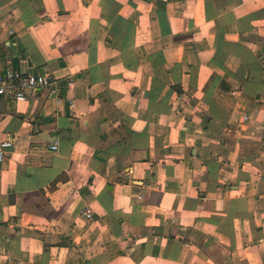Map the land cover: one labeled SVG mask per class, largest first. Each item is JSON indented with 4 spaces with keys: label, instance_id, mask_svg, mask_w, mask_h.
I'll use <instances>...</instances> for the list:
<instances>
[{
    "label": "crops",
    "instance_id": "obj_1",
    "mask_svg": "<svg viewBox=\"0 0 264 264\" xmlns=\"http://www.w3.org/2000/svg\"><path fill=\"white\" fill-rule=\"evenodd\" d=\"M6 67L0 264H264V0H0Z\"/></svg>",
    "mask_w": 264,
    "mask_h": 264
},
{
    "label": "built area",
    "instance_id": "obj_2",
    "mask_svg": "<svg viewBox=\"0 0 264 264\" xmlns=\"http://www.w3.org/2000/svg\"><path fill=\"white\" fill-rule=\"evenodd\" d=\"M55 80L47 74L25 73L12 67L0 68V96H8L18 102L28 101L31 94L38 89L50 88L55 85ZM247 116L244 121H248ZM13 147V142L7 140L0 144V163L6 157L8 150ZM89 217V213H86Z\"/></svg>",
    "mask_w": 264,
    "mask_h": 264
}]
</instances>
